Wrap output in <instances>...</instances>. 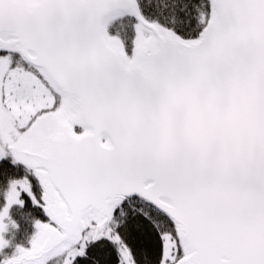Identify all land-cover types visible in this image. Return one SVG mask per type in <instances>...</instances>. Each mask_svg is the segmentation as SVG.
Returning <instances> with one entry per match:
<instances>
[{
	"label": "snow or ice",
	"instance_id": "6c2138e0",
	"mask_svg": "<svg viewBox=\"0 0 264 264\" xmlns=\"http://www.w3.org/2000/svg\"><path fill=\"white\" fill-rule=\"evenodd\" d=\"M9 154L0 264H264V0H0Z\"/></svg>",
	"mask_w": 264,
	"mask_h": 264
},
{
	"label": "trees",
	"instance_id": "16d2710c",
	"mask_svg": "<svg viewBox=\"0 0 264 264\" xmlns=\"http://www.w3.org/2000/svg\"><path fill=\"white\" fill-rule=\"evenodd\" d=\"M122 23L124 25L123 27H121V21L109 25L108 31L110 35H117L119 33L120 37L126 40L129 54H131V39L134 36V32L130 18L124 17ZM76 131L78 133L82 132L83 128L78 126ZM26 173H28L27 166L21 162L13 163L12 157H6L0 160V188L6 187L10 179L24 176ZM28 174L33 180L36 189L39 190V185L34 175L31 173ZM22 198L26 201L23 206L17 204L10 209L11 220L15 221L16 226L5 232V239H8L10 243L9 246L3 250V253H0V259L3 258L4 253L9 255L12 254L15 251L16 245H23L25 247L30 246L31 236L36 231L35 221L40 220L42 222H47L49 219L45 209L33 204L27 194H24ZM4 204L5 200L3 197H0V208H2ZM147 228L148 226L145 225L146 233ZM144 243L150 245L151 240L145 238Z\"/></svg>",
	"mask_w": 264,
	"mask_h": 264
},
{
	"label": "rangeland",
	"instance_id": "374dc122",
	"mask_svg": "<svg viewBox=\"0 0 264 264\" xmlns=\"http://www.w3.org/2000/svg\"><path fill=\"white\" fill-rule=\"evenodd\" d=\"M78 126H80V125H76L75 126V130H76V128L78 127ZM81 128H82V126H80ZM7 157H12L10 154L7 156ZM13 158V157H12ZM14 159V158H13ZM21 163H23V162H21ZM7 222V221H6ZM14 226L12 225V224H9V227H8V230H10V229H12ZM4 236H5V233H4Z\"/></svg>",
	"mask_w": 264,
	"mask_h": 264
}]
</instances>
